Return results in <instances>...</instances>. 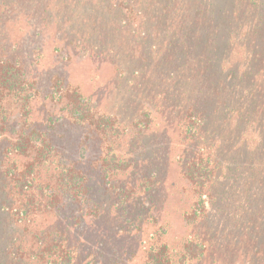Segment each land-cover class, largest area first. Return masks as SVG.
<instances>
[{"label":"trees","instance_id":"16d2710c","mask_svg":"<svg viewBox=\"0 0 264 264\" xmlns=\"http://www.w3.org/2000/svg\"><path fill=\"white\" fill-rule=\"evenodd\" d=\"M78 4L87 54L117 55L125 39L146 54L157 43L155 70L167 78L160 107L178 115L182 144L183 232L170 238L161 215L142 208L159 178L156 166H138L152 113L124 127L63 75L41 79V49L7 41L0 44V264H83V234L71 236L87 220L102 224L93 243L108 257L101 264H264V0ZM117 235H132L133 245L115 251L109 243ZM92 258L85 264H96Z\"/></svg>","mask_w":264,"mask_h":264},{"label":"rangeland","instance_id":"374dc122","mask_svg":"<svg viewBox=\"0 0 264 264\" xmlns=\"http://www.w3.org/2000/svg\"><path fill=\"white\" fill-rule=\"evenodd\" d=\"M79 1L5 0L4 7H0V44L4 46L9 41L25 50L41 49L35 68L41 79H46L48 73L63 75L71 89H76L85 98H91L100 108L117 114L124 127L141 111L152 113L153 131L139 141L140 148L145 149L148 155L144 154L143 158L138 159V166L142 162L156 166L159 178L149 192L152 197L142 208L158 212L161 221L167 225L170 238H176L183 232L180 215L189 204V196L182 192L184 181L179 176L177 166L182 148L177 131L178 115L160 107L167 78L155 70L159 57L157 43L146 54L145 49L137 50L135 45L132 52L127 39L121 40L117 55L87 54L83 50L86 47L87 29L82 25L86 22V16ZM79 18L81 23L78 22ZM162 37L163 34L160 41L157 40L159 44ZM77 38L81 39L80 44L76 43ZM71 39L73 42L68 43ZM62 55L65 57L62 58ZM236 59L235 52L231 60ZM176 99L180 101L181 97L176 94ZM138 206L139 203L132 207ZM94 223L87 220L83 226L86 229L75 228L72 231V240L83 234L77 253L83 264L90 253L93 255L91 262L96 264H101L102 258L107 257H99L101 250L93 244L96 236L103 234L102 224ZM131 236L117 235L109 244L115 251L119 250V246L129 249L133 245ZM113 248L109 250L107 247V252L114 253Z\"/></svg>","mask_w":264,"mask_h":264}]
</instances>
